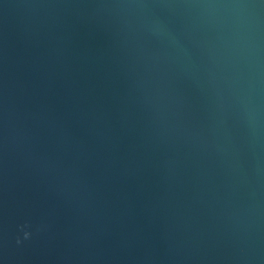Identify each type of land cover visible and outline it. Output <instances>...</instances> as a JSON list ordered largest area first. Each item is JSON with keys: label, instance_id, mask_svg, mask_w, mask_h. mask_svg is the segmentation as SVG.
Masks as SVG:
<instances>
[{"label": "water", "instance_id": "water-1", "mask_svg": "<svg viewBox=\"0 0 264 264\" xmlns=\"http://www.w3.org/2000/svg\"><path fill=\"white\" fill-rule=\"evenodd\" d=\"M0 264H264V0H0Z\"/></svg>", "mask_w": 264, "mask_h": 264}, {"label": "clouds", "instance_id": "clouds-1", "mask_svg": "<svg viewBox=\"0 0 264 264\" xmlns=\"http://www.w3.org/2000/svg\"><path fill=\"white\" fill-rule=\"evenodd\" d=\"M30 233L29 232H24V239H28L30 237ZM17 243H20L19 240H17Z\"/></svg>", "mask_w": 264, "mask_h": 264}]
</instances>
